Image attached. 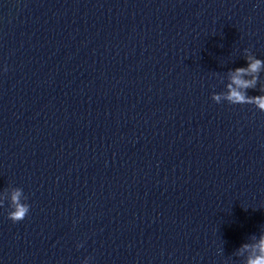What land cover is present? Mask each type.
Instances as JSON below:
<instances>
[{
    "label": "water",
    "instance_id": "water-1",
    "mask_svg": "<svg viewBox=\"0 0 264 264\" xmlns=\"http://www.w3.org/2000/svg\"><path fill=\"white\" fill-rule=\"evenodd\" d=\"M246 55L264 0H0V264H248L264 111L224 98Z\"/></svg>",
    "mask_w": 264,
    "mask_h": 264
},
{
    "label": "clouds",
    "instance_id": "clouds-1",
    "mask_svg": "<svg viewBox=\"0 0 264 264\" xmlns=\"http://www.w3.org/2000/svg\"><path fill=\"white\" fill-rule=\"evenodd\" d=\"M247 52L248 49H245ZM247 67L236 68L231 75V82L227 84L228 93L224 97L232 105L253 104L264 111V95L249 96L248 90H256L260 73L264 70V59H257L255 56L246 55ZM7 71V68H5ZM245 76H251V79H245ZM216 102H220L221 97H213ZM22 190H16L11 196L12 210L8 213V218L14 223L24 220L30 213L31 206L28 203L21 202ZM4 205L0 204V207ZM244 247H248L245 245ZM259 254L250 257L248 264H264V238H261L255 246Z\"/></svg>",
    "mask_w": 264,
    "mask_h": 264
}]
</instances>
